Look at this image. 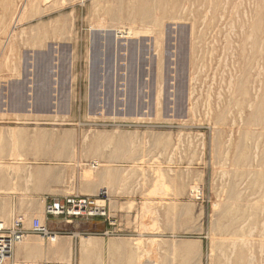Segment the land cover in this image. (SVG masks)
<instances>
[{
	"label": "rangeland",
	"instance_id": "1",
	"mask_svg": "<svg viewBox=\"0 0 264 264\" xmlns=\"http://www.w3.org/2000/svg\"><path fill=\"white\" fill-rule=\"evenodd\" d=\"M32 1L0 10V234L21 218L30 241L58 245L29 231L31 217H52L50 199L89 197L105 214L76 218L85 233L66 261L55 252L30 261L17 242L5 264H81L95 243V264H122L112 240L133 245L124 264H146L148 251L166 264L198 236L188 264H264V0Z\"/></svg>",
	"mask_w": 264,
	"mask_h": 264
},
{
	"label": "bare ground",
	"instance_id": "2",
	"mask_svg": "<svg viewBox=\"0 0 264 264\" xmlns=\"http://www.w3.org/2000/svg\"><path fill=\"white\" fill-rule=\"evenodd\" d=\"M23 1H25V0H19V2H21L20 3V5H16V0H1L0 1V10H2L3 11V13H5L6 11H9L10 9H11V6L13 7V6H15L16 8L17 7H21L24 3H23ZM27 1V0H26ZM34 1V0H33ZM33 1H32V3H33ZM36 1V0H35ZM34 1V2H35ZM41 1V0H40ZM137 1V0H136ZM154 1V0H153ZM171 1V0H170ZM173 1V0H172ZM256 2H259L258 0H255ZM155 2V1H154ZM179 2V1H178ZM70 3V2H69ZM68 3V4H69ZM72 3V2H71ZM162 3V2H161ZM257 4V3H256ZM179 5V4H178ZM258 5V4H257ZM34 6V5H33ZM32 6V7H33ZM177 6V5H176ZM226 6V5H225ZM233 6V5H232ZM182 7V6H181ZM22 8V7H21ZM23 8H25V6H23ZM41 8H42V6H41ZM44 8V7H43ZM147 7H146V5H145V2L144 3H142V4H140V7H139V11H140V13L141 14H143L142 16H145L144 15V12L143 11H146L145 9H146ZM168 8V7H167ZM223 8H224V6H223ZM261 9V8H260ZM151 10V9H150ZM258 10H259V7H258ZM262 10V9H261ZM261 10H259V11H261ZM29 11V10H28ZM27 11V12H28ZM43 11V10H42ZM53 11V10H52ZM52 11H51V13H52ZM113 11V10H112ZM237 11V10H236ZM12 12V11H11ZM20 12V11H19ZM48 12V11H47ZM128 12V11H127ZM177 12V11H176ZM21 13H23V11H21L19 14H12V16H11V18H10V24L11 25H13L14 23H18L20 20H21ZM42 13V12H41ZM115 13V12H114ZM233 13V12H232ZM242 13H244V12H242ZM248 13V12H247ZM257 13L259 14V12L257 11ZM261 13V12H260ZM46 14V13H45ZM116 14H117V12H116ZM150 14V13H149ZM258 14H256L257 16H259V17H262V16H260V15H258ZM264 14V13H263ZM244 15V14H243ZM248 15V14H247ZM2 16H3V14H2ZM50 16V15H49ZM237 16V15H236ZM240 16V15H239ZM244 16H246V15H244ZM251 16V15H250ZM1 17V16H0ZM114 17H116V16H114ZM234 17V16H233ZM258 17V19L259 20H261L260 18ZM36 18H37V16H36ZM43 18V17H42ZM58 18V17H57ZM239 18V17H238ZM264 18V17H263ZM242 19V18H241ZM246 19V18H245ZM251 19H252V16H251ZM254 19H256L255 17H254ZM253 19V20H254ZM258 19H256V21L258 20ZM4 20V19H3ZM39 20V19H38ZM138 20H139V18H138ZM235 20V19H234ZM234 20H231L232 22H234ZM31 21V20H30ZM248 21H251V20H249L248 19ZM255 21V20H254ZM263 21H264V19H263ZM59 22H61V21H59ZM235 22H238V21H235ZM244 22H246V21H244ZM262 22V21H261ZM47 23V22H46ZM50 23V22H49ZM231 23V22H230ZM260 23V22H259ZM26 24H28V23H26ZM60 24H62V23H60ZM233 24V23H232ZM258 24V23H257ZM264 24V23H263ZM45 25V24H44ZM52 25V24H51ZM54 25V24H53ZM63 25V24H62ZM61 25V26H62ZM72 25V24H71ZM260 25H261V23L259 24V25H257V28H258V26H259V28H260ZM23 25H21V27H22ZM38 26V25H37ZM37 26H36V28H37ZM46 26V25H45ZM232 26V25H231ZM233 26H235V25H233ZM243 26V25H242ZM14 27V26H13ZM21 27H19V29L21 28ZM53 27V26H52ZM57 27V26H56ZM226 27V26H225ZM252 27L253 26H251V29H252ZM254 27L256 28V26L254 25ZM12 28V27H11ZM34 27H32V29H33ZM35 28V29H36ZM40 28V25L38 26V29ZM46 28V27H45ZM48 28V27H47ZM128 28V27H127ZM250 28V27H249ZM14 29V28H13ZM24 29V28H23ZM118 29V28H117ZM121 29V28H120ZM232 29H234V28H232ZM264 28H262L261 30H263ZM17 30V29H16ZM119 30V29H118ZM124 30V29H123ZM122 30V31H123ZM222 30V32H223V29H221ZM220 30V31H221ZM254 30H259V29H254ZM254 30H251L252 32L254 31ZM34 31V30H33ZM70 31V30H69ZM68 31V32H69ZM218 31H219V29H218ZM19 32V31H18ZM35 32V31H34ZM221 32V33H222ZM232 32V31H231ZM249 32V31H248ZM257 32V31H256ZM20 33V32H19ZM26 33H28V32H26ZM26 33H25V35H26ZM51 33V32H50ZM53 33V32H52ZM116 33V32H115ZM118 33H120L121 34V32H118ZM219 33V32H218ZM228 33H230V32H228ZM5 34L7 35V39H9L10 37H12L13 36V32L12 31H8V29L6 30V32H5ZM15 34H17V33H15ZM40 34H43L42 32L40 33ZM122 34H126V37H128V36H131L132 35V30L131 29H127V31L126 30H124L123 32H122ZM233 34V33H232ZM262 34H264V33H262ZM18 35H20V34H18ZM28 35V34H27ZM243 35V34H242ZM248 35H250V34H248ZM252 35V34H251ZM251 35H250V37H251ZM16 36V35H15ZM38 36V35H37ZM59 36V35H58ZM57 36V37H58ZM117 36V35H116ZM262 36V35H261ZM17 37V36H16ZM33 37V36H32ZM34 37H36V36H34ZM55 37V36H54ZM122 37H123V35H122ZM243 37V36H242ZM241 37V38H242ZM255 37V36H254ZM260 37V36H259ZM258 37V38H259ZM48 38V37H47ZM59 38V37H58ZM63 38H65V37H63ZM6 39V40H7ZM13 39H15V37H13ZM20 39H21V37H20ZM50 39V38H49ZM52 39V38H51ZM262 39V38H261ZM261 39H259V40H261ZM47 40V39H46ZM53 40V39H52ZM55 40V39H54ZM233 40V39H232ZM252 40H254V39H252ZM252 40L250 41V42H252ZM20 41V40H19ZM255 41V40H254ZM16 42V41H15ZM22 41H20V43H21ZM240 42H241V40H240ZM6 43V42H5ZM225 43V42H224ZM257 43V39H256V42L254 43L255 45H257L256 44ZM36 44V43H35ZM194 44H196V43H194ZM235 44V43H234ZM239 44V43H238ZM248 44H250V43H248ZM259 44V43H258ZM20 46V45H19ZM232 46V45H231ZM245 46V45H244ZM247 46H249V45H247ZM247 46H246V48H247ZM252 45H250V47H251ZM254 46V45H253ZM252 46V47H253ZM25 47H26V45H25ZM35 47V46H34ZM234 47H235V45H234ZM251 47V48H252ZM258 47V46H257ZM260 47V46H259ZM4 48V47H3ZM19 48V47H18ZM222 48H224L223 47V45H222ZM194 49H195V47H194ZM231 49V48H230ZM233 50V49H232ZM253 50H254V47H253ZM260 50H261V48H260ZM32 51V50H31ZM248 50L246 49V52H247ZM258 51H259V49H258ZM194 52V51H193ZM230 52V51H229ZM18 53V52H17ZM253 53V52H252ZM254 53H255V51H254ZM253 53V54H254ZM198 54H199V52H198ZM248 54V53H247ZM257 54H259V52L257 53ZM262 53H260V55H261ZM221 55V54H220ZM17 56V55H16ZM249 56V55H248ZM258 56V55H257ZM44 57V55L42 56V58ZM237 57V56H236ZM259 57V56H258ZM195 58V57H194ZM249 58H251V56L249 57ZM253 58V57H252ZM251 58V59H252ZM196 59H197V57H196ZM220 59V58H219ZM226 59V58H225ZM225 59H224V61H225ZM262 58H260V60H261ZM18 60V59H17ZM253 60L254 59H252V63H253ZM256 60H258L257 58H256ZM38 61H39V58H38ZM38 61H36V62H38ZM220 61V60H219ZM248 61V60H247ZM251 61V60H250ZM262 61V60H261ZM260 61V62H261ZM41 62H42V59H41ZM46 62H47V60H46ZM13 63V62H12ZM39 63V62H38ZM44 63V62H43ZM191 63H192V61H191ZM197 63V62H196ZM248 63H250L249 61H248ZM247 62H246V64H248ZM257 63V62H256ZM262 63V62H261ZM234 64V63H233ZM245 64V65H246ZM42 65V64H41ZM261 65H263V63L261 64ZM45 66V65H44ZM216 66V65H215ZM215 66H214V68H215ZM212 67V66H211ZM210 67V68H211ZM247 67V66H246ZM44 68V67H43ZM260 68V67H259ZM203 69V68H202ZM223 69V68H222ZM221 69V70H222ZM230 69V68H229ZM249 69H251V67L249 68ZM45 70V69H44ZM205 70V69H204ZM224 70V69H223ZM248 70V69H247ZM253 70V69H252ZM251 70V71H252ZM262 70H264V69H262ZM198 71V70H197ZM210 71V70H209ZM225 71V70H224ZM194 72H196V71H194ZM208 72V71H207ZM229 72V71H228ZM213 73V72H212ZM226 73V72H225ZM243 73V72H242ZM242 73H240L241 75H243ZM195 74V73H194ZM194 74H193V76H194ZM239 74V73H238ZM40 76H41V74H39ZM49 75V74H48ZM240 75V76H241ZM244 75H245V73H244ZM264 75V74H263ZM36 76V75H35ZM192 76V75H191ZM218 76H220V74L218 75ZM223 76H225V75H223ZM262 76V75H261ZM242 77V76H241ZM245 77V76H244ZM200 78V77H199ZM40 79V78H39ZM48 79V78H47ZM214 79V78H213ZM247 79H249V78H247ZM242 80V79H241ZM48 81V80H47ZM242 81H244V80H242ZM241 81V82H242ZM247 81V80H246ZM249 81V80H248ZM213 82V81H212ZM241 82H240V80L237 82V83H240L241 84ZM49 82H47V84H48ZM243 83V82H242ZM17 84V83H16ZM36 81H35V86H36ZM239 84V85H240ZM248 84H249V82H248ZM253 84V83H252ZM259 84V83H258ZM262 84H264V83H262ZM34 85V84H33ZM239 85H238V87H239ZM251 85V84H250ZM250 85H248V87L250 86ZM261 84H259V86H260ZM21 86V85H20ZM39 86V85H38ZM258 86V85H257ZM264 86V85H263ZM262 86V87H263ZM40 88V87H39ZM43 88V87H42ZM240 88V87H239ZM258 89H259V87H257ZM11 89H12V87H11ZM14 89V88H13ZM19 89V88H18ZM241 89V88H240ZM246 89H247V87H246ZM249 89H250V87H249ZM249 89L248 90H246L247 92L249 91ZM17 91V90H16ZM239 91V90H238ZM253 91V90H252ZM18 92V91H17ZM21 93V92H20ZM243 92H241V94H242ZM249 93H251V92H249ZM262 94V93H261ZM238 95V94H237ZM248 95V94H247ZM247 95H246V97H247ZM244 96H245V94H244ZM259 96V95H258ZM15 98V97H14ZM16 99H17V96H16ZM19 99V98H18ZM21 99V98H20ZM20 99H19V101H20ZM255 99H256V97H255ZM261 99V98H260ZM239 100H240V98H239ZM241 100H242V98H241ZM257 101V100H256ZM260 102V101H259ZM34 103V102H33ZM264 103V102H263ZM22 104H24V103H22ZM258 103H256V105H257ZM261 104H262V102L260 103V105L259 106H261ZM13 105V104H12ZM18 105V104H17ZM16 105V106H17ZM25 105V104H24ZM249 105V104H248ZM256 105L254 104V106L256 107ZM264 105V104H263ZM20 106V105H19ZM258 106V105H257ZM32 107V106H31ZM254 107V108H255ZM17 108V107H16ZM235 108V107H234ZM248 108V107H247ZM257 108V107H256ZM255 108V109H256ZM262 109L260 110V111H262L263 110V106L261 107ZM255 109H253V111H255ZM22 110H24L23 108H22ZM27 111V110H26ZM249 114V113H248ZM252 115V114H251ZM250 115V116H251ZM262 115V117H263V115L264 114H261ZM256 119L258 120V121H260V115H257V117H256ZM263 122H264V120H263ZM233 123V122H232ZM256 125V124H255ZM260 125H261V122H260ZM259 125V126H260ZM232 127V126H231ZM234 127V126H233ZM251 126H249V128H250ZM238 128H241V127H238ZM253 128V127H252ZM244 129V128H243ZM257 129V128H256ZM260 129V128H259ZM264 129V128H263ZM18 133V132H17ZM20 133H22V132H20ZM230 133V132H229ZM242 133V132H241ZM255 134H257L256 132H254ZM19 135V134H18ZM244 135V134H243ZM256 135H254V137H255ZM15 137V136H14ZM18 137V136H17ZM94 137H102V136H94ZM241 137H244V136H241ZM24 139V138H23ZM228 139V138H227ZM240 139V138H239ZM94 141H99V139H94ZM242 141V140H241ZM245 141V140H244ZM17 142H19L18 141V139H17ZM25 144V139H24V142H20V147L22 146L23 147V145L22 144ZM250 143V142H249ZM18 144V143H17ZM33 145V144H32ZM251 146H252V144H250ZM249 145V146H250ZM258 145V144H257ZM25 147V146H24ZM222 147V146H221ZM219 148V147H218ZM230 148V147H229ZM238 149H239V147H237ZM254 150L256 149V148H253ZM221 150V149H220ZM250 150H251V148H250ZM227 151V150H226ZM238 151V150H237ZM237 151H235V152H237ZM221 152V151H220ZM249 155H250V153H248ZM256 154V153H255ZM228 155V154H227ZM233 155H236L235 153L233 154ZM232 155V156H233ZM254 155V154H253ZM264 156V155H263ZM255 158V157H254ZM233 159H234V157H233ZM250 159V158H249ZM256 159V158H255ZM258 159V158H257ZM227 160V159H226ZM230 160V159H229ZM248 160V159H247ZM259 160V159H258ZM233 161V160H232ZM232 161H231V163H232ZM248 162H249V160L247 161V164L245 165L244 164V166L246 167L247 165H248ZM251 162V161H250ZM254 164H255V162H254ZM250 165V164H249ZM97 167V164H96V162H93V165H91V167ZM231 166V165H230ZM251 166V165H250ZM264 166V165H263ZM224 167H227V166H225L224 165ZM237 168H238V165L236 166ZM248 167V166H247ZM223 167H222V165H221V169H222ZM254 168H256V167H254ZM258 168V167H257ZM259 170V169H258ZM87 171H89V170H87ZM109 171V170H108ZM107 171V172H108ZM106 172V173H107ZM85 173V172H84ZM87 173H89V172H86V174ZM109 173V172H108ZM107 173V174H108ZM223 173V172H222ZM85 174V175H86ZM97 174V173H96ZM96 174H94L95 176H96ZM99 174H101V173H99ZM99 174H98V176H99ZM255 174V173H254ZM87 176V175H86ZM233 176V175H232ZM231 176V177H232ZM244 177H245V175H244ZM246 178V177H245ZM246 180V179H245ZM231 181V180H230ZM229 181V182H230ZM257 181H258V179H257ZM236 182H238V181H236ZM231 183H233V181L231 182ZM241 183H243V182H241ZM240 183V184H241ZM252 183H253V181H252ZM262 184H263V181H262ZM198 186V185H197ZM240 186H242V185H240ZM262 186V185H261ZM246 188V187H245ZM262 188V187H261ZM198 189V188H197ZM197 189H194V187H193V189H191V193L193 194V193H196L195 191L197 190ZM240 189V188H239ZM200 190V189H199ZM229 190V189H228ZM241 190V189H240ZM244 191V190H243ZM234 192H236V189H235V191ZM234 192H232L233 194H234ZM258 192V191H257ZM198 193H200V192H198ZM231 193V192H230ZM243 193V192H242ZM242 193L240 194V196L242 195ZM230 195V194H229ZM232 195V194H231ZM198 196V195H197ZM239 196V197H240ZM244 196H245V194H244ZM251 196V195H250ZM199 197V196H198ZM240 199H242V197H240ZM245 199V198H244ZM254 199V198H253ZM249 202H252L251 201V199H250V201ZM95 203H96V200H95ZM246 203H248V201H246ZM172 209H173V206H172ZM250 209V208H249ZM175 210V209H174ZM97 213H99V214H102V213H100L99 211L97 212ZM232 220H233V218H232ZM262 221H264V220H262ZM261 221V222H262ZM223 223H225V221L223 222ZM229 223V222H228ZM238 223V222H237ZM241 223V222H240ZM45 223H43V225H44ZM226 224H227V221H226ZM244 224V223H243ZM242 224V225H243ZM229 225V224H228ZM227 225V226H228ZM245 225V224H244ZM259 225H264V222L263 223H260ZM5 226H4V224L0 221V230H3V228H4ZM221 227H222V225H221ZM232 227V226H231ZM255 227V226H254ZM233 228H234V226H233ZM232 228V229H233ZM257 228H259L258 226H257ZM231 228H230V230H232ZM226 230H227V228H226ZM243 230H244V228H243ZM251 230V229H250ZM242 231V230H241ZM248 231V230H247ZM253 231V230H252ZM228 232H230L231 233V231H228ZM254 232V231H253ZM262 233V232H261ZM224 234V233H223ZM1 235V234H0ZM258 235V234H257ZM221 236H223V235H221ZM250 236V235H249ZM262 236V235H261ZM27 236L25 235L21 240H19V243L21 244V246H23L24 247V249H28L29 248V246H30V244L31 243H29L30 242V240L28 239V238H26ZM219 237V236H218ZM225 238V237H224ZM264 238V237H263ZM262 238V239H263ZM48 240H50V241H52V242H56V241H58V239H59V236H57L56 234H52L51 236H49L48 238H47ZM137 239V238H136ZM213 239V238H212ZM226 239V238H225ZM85 240H87V241H89V238L88 237H86L85 238ZM231 240V239H230ZM31 241H34V240H31ZM134 247H136V248H138V247H140V245L142 244V246H143V243L141 242V240L139 239V240H135L134 239ZM153 240H151V243H153L152 242ZM156 241V240H155ZM234 241H237V240H235L234 239ZM36 242V241H35ZM149 243V242H148ZM148 243H146V244H148ZM154 243H156V242H154ZM224 243H226L225 241H224ZM230 243V242H229ZM232 243H233V241H232ZM239 244V243H238ZM157 245V244H156ZM235 245V244H234ZM142 246H141V248H142ZM211 246H212V253L214 252V250H213V247L215 248V245H213V242L211 243ZM245 246V245H244ZM258 246H259V244H258ZM20 247V246H19ZM25 247H28V248H25ZM146 247V246H145ZM147 247H152V245H149V246H147ZM182 247H184L185 248V251L187 252V255H188V257L190 258V256L192 255V253L193 252H196V247L193 245V243L191 244V243H187V244H184ZM183 248V249H184ZM234 248V247H233ZM259 248H261V246H259ZM258 248V249H259ZM145 248H143L142 250L143 251H147V250H144ZM153 249V248H152ZM199 249V248H198ZM139 249H137V251H138ZM260 250V249H259ZM21 251V250H20ZM153 251V250H152ZM142 252V251H141ZM140 252V254L142 255V253ZM155 252V251H154ZM254 252V251H253ZM24 253V252H23ZM97 253H98V248H97V244L95 243L94 245H89L88 247H87V249H85V250H83L82 252H81V260H82V262L83 263H81V264H95L96 263V261H93V259H92V257L94 258L95 256L94 255H97ZM108 253H109V255H110V258L113 260V259H115V261L116 262H119V263H122V264H124V263H131L132 262V260H133V258H134V255H133V253H135L134 251H133V245L132 244H130V242H128V243H126V242H124V241H116V240H112L110 243H109V245H108ZM144 253H146L145 255H143L142 257H147L148 258V260L145 262L144 261V258H143V262H145L146 264H152L151 262H155V261H149V258H150V256H152V255H150V253H149V251L148 252H144ZM255 253H256V251H255ZM260 253H261V251H260ZM259 253V254H260ZM152 254H154V253H152ZM258 254V255H259ZM155 255V254H154ZM250 255V254H249ZM257 255V256H258ZM256 256V257H257ZM141 256H139V258H140ZM153 257V256H152ZM151 257V258H152ZM155 257V256H154ZM246 257H248V256H246ZM11 257H8L7 259H5V261L2 263V264H5L9 259H10ZM253 258V257H252ZM138 259V258H137ZM154 259V258H153ZM249 261V263L251 264V262L250 261H252V259L250 258V257H248L247 258ZM142 260V259H141ZM145 260H146V258H145ZM151 260V259H150ZM155 260H156V257H155ZM254 261V260H253ZM252 261V262H253ZM142 262V261H141ZM150 262V263H149ZM247 262V263H248ZM161 263H162V261H161ZM135 264V263H134ZM141 264H143V263H141ZM157 264V263H156Z\"/></svg>",
	"mask_w": 264,
	"mask_h": 264
},
{
	"label": "built area",
	"instance_id": "3",
	"mask_svg": "<svg viewBox=\"0 0 264 264\" xmlns=\"http://www.w3.org/2000/svg\"><path fill=\"white\" fill-rule=\"evenodd\" d=\"M101 212L99 214L97 212ZM44 213L46 216L52 217H69L77 218L80 216H104V210L102 206H98L94 199L83 196H68L63 200L48 201L44 208ZM31 233L47 239L53 234L45 225H42L38 218H33L31 220L30 230ZM27 233V230L22 228V219H16L12 228L0 235V264H2L5 259L12 256V251L14 246L19 240H21ZM9 264H29V263H17L10 261ZM37 264H54V263H37Z\"/></svg>",
	"mask_w": 264,
	"mask_h": 264
},
{
	"label": "crops",
	"instance_id": "4",
	"mask_svg": "<svg viewBox=\"0 0 264 264\" xmlns=\"http://www.w3.org/2000/svg\"><path fill=\"white\" fill-rule=\"evenodd\" d=\"M50 200H52V199H50ZM47 202L48 201H46L45 204ZM27 214H30V213H27ZM44 215H45V213H44ZM31 218L33 219L36 217H31ZM81 222H83V221L76 220V218L47 217L46 221L44 222L45 223L44 225L51 232L58 234V236L60 237L58 245L53 247L47 243L46 244L44 243L42 246H37L35 243H33V241H30L29 243H31V244H30L29 248L25 247L28 249H24L23 246H20V247L17 246L15 248V252H17L18 254H21L22 251L25 250L26 254L22 257L26 258L30 261H38L40 259L44 260L47 257H50V255L53 252H55V253H58L59 256L62 257L66 261L69 258V254L71 255L73 247L75 246L76 249L78 247L79 241H77V237H79L80 235H83L85 233L84 228L81 226V224H82ZM105 228L107 230L106 225H105ZM192 241L195 242V244H193V245L196 247V249H198V248L202 249L203 248V236H198L197 239L192 240ZM187 243L188 242H184L181 239L180 243H178L175 247L174 259L169 258V263H166V264H188L187 252L185 251V248L182 247L184 244H187ZM195 264H206V263L204 260L201 261V259L198 257V259L195 260Z\"/></svg>",
	"mask_w": 264,
	"mask_h": 264
}]
</instances>
